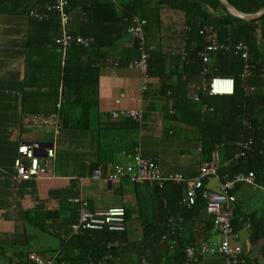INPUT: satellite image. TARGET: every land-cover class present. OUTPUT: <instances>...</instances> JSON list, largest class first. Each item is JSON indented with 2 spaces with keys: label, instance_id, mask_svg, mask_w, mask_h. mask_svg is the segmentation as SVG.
Instances as JSON below:
<instances>
[{
  "label": "crops",
  "instance_id": "0c3cea01",
  "mask_svg": "<svg viewBox=\"0 0 264 264\" xmlns=\"http://www.w3.org/2000/svg\"><path fill=\"white\" fill-rule=\"evenodd\" d=\"M83 19V10L76 7L71 13L72 25L78 27ZM161 20L159 37L163 52L179 53L183 45L184 13L163 9ZM29 32L27 16L0 14V264L25 262L30 253L44 259L59 255L60 239L49 229L56 226L63 235L70 233V225L76 221L79 209L69 201L74 198L87 201L92 210L126 208L125 240L119 241V247L132 251L127 252V257L140 262L144 258L150 264H182L167 253L163 242L152 250L138 245L144 242L146 225L173 226L169 219L174 217H167L168 199L158 191L157 185H134L127 179L113 182L108 180L107 174L113 165L126 162L124 151H139L155 159L164 176L194 177L204 160L198 127L166 113L173 102L161 94L162 80L144 78L142 72L128 69L124 61L117 67L108 65L97 69V87H89L84 92L90 104L88 115H82L85 109L75 111L77 116L82 115L83 124L78 125L74 119L64 126L55 113L50 114L52 101H44L49 96L48 89L37 94L32 87L38 82H50L48 88L51 89L56 80L40 79L42 75L32 76L28 72ZM129 41L130 37L125 35L117 43L113 52L117 53L116 57L118 48L127 47ZM150 41V46L159 47L153 38ZM175 80L172 78L173 82ZM91 81L94 82V78ZM196 86L194 80H189V91ZM31 91L35 92L31 96L34 101L24 104L23 98L30 100ZM61 101L60 93L57 107ZM121 110H136L140 119L112 116V112ZM29 142H38L44 149L54 148L56 156L48 176L18 182L14 179V162L19 147ZM45 159L46 154H43L40 161L43 163ZM99 166L104 167L103 176L94 178L93 171ZM256 185L243 184L236 189L235 210L239 216L264 215V187ZM205 187L213 191L220 189L217 180L207 181ZM167 195L172 198L170 192ZM179 219L182 225L183 219ZM198 220L186 221L184 241L218 242L220 235L215 226L207 225L206 210L202 217L205 222ZM247 223L238 227L245 262L217 254L203 256L195 264H264V237L252 241L251 224ZM175 227V231L170 230L165 235L176 234L179 228ZM54 264L69 263L55 261ZM129 264H137V261Z\"/></svg>",
  "mask_w": 264,
  "mask_h": 264
},
{
  "label": "trees",
  "instance_id": "16d2710c",
  "mask_svg": "<svg viewBox=\"0 0 264 264\" xmlns=\"http://www.w3.org/2000/svg\"><path fill=\"white\" fill-rule=\"evenodd\" d=\"M55 1L0 0V14L29 18L30 32L26 43L28 72L32 76L42 75L40 79L52 78L53 82L56 80L53 85L51 83V89L48 88L50 82L29 85H33L37 94L44 88L48 89L49 96L44 101L51 100L53 103L50 114L55 113L64 126L73 123L74 119L78 125L83 124L82 115H88L87 108L90 106L84 92L89 87H97L98 83L97 69L100 67L94 65L103 61V67H107L113 65L119 57L124 62L139 57L138 42H135L133 47L118 48L117 57L115 56L117 53L113 52L116 51L117 43L123 39V36L130 37L127 27L132 17L144 18L147 20L146 51L150 54L146 78L155 77L162 80L161 94L168 96L171 103L173 102L166 113L183 118L187 123L198 127L203 161L210 158L216 147L221 149L222 164L219 173L222 181H225L224 175L232 179L239 173H254L256 186L264 187V16L250 21L236 18L226 10L220 0H71L70 17L72 11L80 7L84 19L78 27L73 26L71 22L70 32L74 37L90 39V43L88 46L72 43L67 49L66 56L63 57L59 46L55 44V39L60 35L59 13L47 9L54 5ZM229 2L245 14H254L264 7V0H229ZM163 9L184 13V27L187 26L188 29L183 30V45L179 53L166 54L160 46L159 34ZM33 10L42 13L43 18L40 20L31 16ZM202 30L203 34L200 33ZM213 34L220 42L227 43L231 47L239 43L244 44L248 48L247 60L236 55L232 48L229 51L212 52L211 60L205 64L201 53L209 44L210 36ZM150 38H153L159 47L150 46ZM246 64L250 67L252 75L243 78L242 72ZM204 67L208 68L212 75L233 78L234 93L209 95L200 90L198 102L189 98L188 82L194 80L197 85H202ZM174 77L176 80L173 82ZM92 78L94 82H89ZM34 93V91L29 92L30 100L24 97L22 102L30 103ZM60 93L62 101L57 107ZM76 109L85 110L82 115L77 116ZM248 140L252 141L250 148L244 156L236 159V153L242 150L238 144ZM243 184L248 183H236L231 193L234 195L236 189ZM157 188L160 193L162 192V196L168 199L167 217L183 219L182 230L168 236L165 234L170 233V230L175 231V226L153 228L146 225L144 242L138 245L152 250L163 245V242L166 244L163 248L167 253L169 252L177 262L185 264L187 260L184 248L195 242L184 241V226H187L186 221L189 219L196 218L199 219L198 222H205L202 217L206 203L199 197L197 204L191 208L183 205L181 203L185 193L183 184L167 183L163 188L158 186ZM167 192L172 194V198H169ZM46 216L51 217L49 214ZM244 222L251 224L252 241L257 242L264 237V215L258 216L252 213L239 216L235 210L232 218L235 231L240 233L239 224ZM207 225L214 226L213 221L209 219ZM57 230L58 234H52L60 239L59 255H56V261L60 263L65 261L69 264H129L137 261V264H141L140 260L127 257V252H132L129 248L108 249L109 243L125 240V232H111L104 229L82 230L73 234L70 231L66 234L69 237L63 238L59 228ZM163 236L167 239L164 240ZM167 240L176 241V245L172 246ZM111 253L114 254V259L103 262L106 255Z\"/></svg>",
  "mask_w": 264,
  "mask_h": 264
},
{
  "label": "built area",
  "instance_id": "2783aa9c",
  "mask_svg": "<svg viewBox=\"0 0 264 264\" xmlns=\"http://www.w3.org/2000/svg\"><path fill=\"white\" fill-rule=\"evenodd\" d=\"M71 0H56L55 4L48 7V10H56L60 17V35L55 39V44L59 46V51L62 52L63 57L66 56L67 49L76 42L84 46H88L90 39L81 36L74 37L70 32L71 17L69 15ZM31 16L37 19H42L43 14L38 10H33ZM147 20L138 16H133L127 33L130 36V41L126 44L127 47H133L135 42L139 44L140 55L136 58H130L125 61L128 69L138 70L142 72L144 78L147 77L150 65V54L146 51V31ZM188 27H183L187 30ZM203 34V30L200 32ZM233 48L236 55H240L243 59L247 60L248 48L242 44H236L231 47L229 44L220 42L215 34L210 36L209 44L201 53L203 62L206 64L211 60L212 52L229 51ZM122 58H118L113 65L115 67L120 65ZM96 67L102 68L103 61H100ZM211 73V72H210ZM208 68L203 69V84L197 85L193 91L188 93V97L198 102L200 90L209 95H232L235 90V81L233 78L221 77L219 75L210 74ZM252 75L250 67L246 64L242 72V77L246 78ZM172 112V111H171ZM114 118H130L134 120L140 119V113L136 110H121L112 112ZM58 132V127L56 128ZM252 144L251 140L242 141L238 145L242 149L235 155L236 159L244 156L246 151ZM46 154V159L42 163L40 157ZM127 160L124 164H116L111 167L107 174L110 181L117 182L122 179H127L133 184L144 185L147 183H155L159 188H163L167 183L183 184L185 185V193L181 203L188 208L197 204L199 197L206 203V215L208 219L213 221L217 232L220 235L218 242L202 241L198 244L188 245L184 249L186 260L188 263H198L203 256H214L221 254L225 257L232 259H239L245 262L243 258V251L240 245V233L235 231L232 218L235 211L236 197L231 193L236 183L246 182L248 184L256 185V175L254 173L244 174L239 173L228 179V175H224L225 181L221 180L219 169L222 164V153L219 147L212 152L210 158L203 161L194 177H189L184 174H173L171 176H164L158 162L150 157L143 156L139 151L128 152L124 151ZM56 153L54 148L44 149L42 144L38 142L25 143L18 149V156L14 162L15 180L26 181L31 179H38L48 176L51 164L55 159ZM104 173V168L99 166L93 171L94 178H101ZM210 180H217L220 189L213 191L205 187V183ZM70 202L78 206V216L76 221L71 223L70 231L77 234L82 230H104L107 229L111 232H124L126 229L127 210L125 207H110L107 209L92 210L89 203L82 198L70 199ZM173 226H181L180 219L170 218ZM181 231V227L178 229ZM51 233L58 234L57 227L49 229ZM68 238L69 236H62ZM167 239L166 236L163 237ZM169 241V240H167ZM172 246L176 245V241H169ZM119 241L109 243L108 249L118 248ZM114 255V254H113ZM112 253L106 255L103 262L106 260H113ZM56 256L51 259H44L41 256L30 253L26 262H19L18 264H54ZM142 264H150L146 259H141ZM94 264V263H89Z\"/></svg>",
  "mask_w": 264,
  "mask_h": 264
},
{
  "label": "water",
  "instance_id": "95a60500",
  "mask_svg": "<svg viewBox=\"0 0 264 264\" xmlns=\"http://www.w3.org/2000/svg\"><path fill=\"white\" fill-rule=\"evenodd\" d=\"M220 2L223 4V6L226 8V10L231 15H233L239 19L250 21V20L259 19V18L264 16V7L260 11L254 13V14H245V13L239 11L234 5H232L229 2V0H220Z\"/></svg>",
  "mask_w": 264,
  "mask_h": 264
},
{
  "label": "rangeland",
  "instance_id": "374dc122",
  "mask_svg": "<svg viewBox=\"0 0 264 264\" xmlns=\"http://www.w3.org/2000/svg\"><path fill=\"white\" fill-rule=\"evenodd\" d=\"M245 192H249V191H245ZM253 195H257V193H254ZM244 196V193L242 194V197ZM243 200V199H242ZM250 204H251V202H250Z\"/></svg>",
  "mask_w": 264,
  "mask_h": 264
}]
</instances>
